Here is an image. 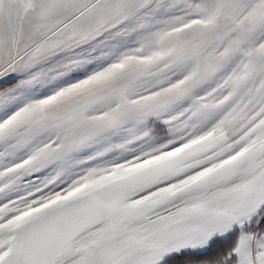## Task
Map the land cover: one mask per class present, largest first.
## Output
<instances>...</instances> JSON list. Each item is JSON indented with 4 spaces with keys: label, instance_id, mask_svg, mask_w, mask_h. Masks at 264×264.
I'll use <instances>...</instances> for the list:
<instances>
[{
    "label": "snow or ice",
    "instance_id": "obj_1",
    "mask_svg": "<svg viewBox=\"0 0 264 264\" xmlns=\"http://www.w3.org/2000/svg\"><path fill=\"white\" fill-rule=\"evenodd\" d=\"M0 264H264V0H0Z\"/></svg>",
    "mask_w": 264,
    "mask_h": 264
}]
</instances>
